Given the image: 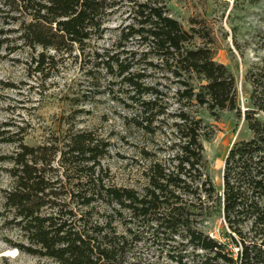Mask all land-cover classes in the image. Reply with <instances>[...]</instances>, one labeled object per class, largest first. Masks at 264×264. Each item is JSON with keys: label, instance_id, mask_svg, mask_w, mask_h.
Segmentation results:
<instances>
[{"label": "trees", "instance_id": "obj_1", "mask_svg": "<svg viewBox=\"0 0 264 264\" xmlns=\"http://www.w3.org/2000/svg\"><path fill=\"white\" fill-rule=\"evenodd\" d=\"M117 13L115 38L100 44ZM210 42L209 30L195 22L185 29L158 0H0V49L27 48L34 72L78 63L82 101L106 92L149 135L163 115L174 117L171 154L147 161L141 189L114 182L102 162L108 138L77 128L74 115L37 144L0 122V145L12 147L0 151L10 179L0 188V223L18 234L3 241L56 264H264V58L245 71L242 108ZM194 106L232 111L251 133L229 147L220 191ZM215 219L221 225L210 233Z\"/></svg>", "mask_w": 264, "mask_h": 264}, {"label": "rangeland", "instance_id": "obj_2", "mask_svg": "<svg viewBox=\"0 0 264 264\" xmlns=\"http://www.w3.org/2000/svg\"><path fill=\"white\" fill-rule=\"evenodd\" d=\"M167 13L188 29L192 22L209 30L208 44L216 62L223 64L235 77L239 103L243 108L249 86L244 81L245 71L264 58V0H158ZM124 14L113 15L110 28L100 44L113 41ZM194 41L202 42L199 38ZM40 49V48H37ZM78 63H61L49 73L34 72L29 50L18 49L7 53L0 49V122L11 124L10 128L22 127L29 144H37L43 135L70 120L77 128L96 129L108 138L110 147L102 160L117 185L141 189L145 179L141 171L151 159H165L170 154L169 143L174 137V117L163 115L155 125L156 131L149 135L125 121L127 111L121 104L105 93L88 96L82 101L85 79L79 72ZM82 108L83 112L76 113ZM173 104L168 112H173ZM195 115L205 125L207 134L201 139L207 173L215 188L222 186L224 158L232 143L248 139L251 133L242 118L232 111L210 113L204 106H194ZM10 145H0L1 152H9ZM147 151L148 158L142 154ZM10 179L0 169V188L8 186ZM1 222V220H0ZM210 233H216L221 222H210ZM123 227L118 224V231ZM18 239L14 230L1 227L0 264H56L47 258L21 253L7 245L3 239ZM164 259V258H163Z\"/></svg>", "mask_w": 264, "mask_h": 264}, {"label": "water", "instance_id": "obj_3", "mask_svg": "<svg viewBox=\"0 0 264 264\" xmlns=\"http://www.w3.org/2000/svg\"><path fill=\"white\" fill-rule=\"evenodd\" d=\"M16 250V249H15ZM17 251V250H16Z\"/></svg>", "mask_w": 264, "mask_h": 264}]
</instances>
